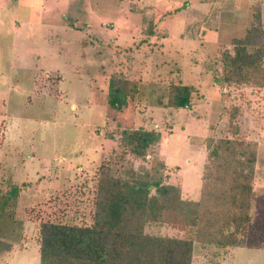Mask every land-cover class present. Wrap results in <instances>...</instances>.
Listing matches in <instances>:
<instances>
[{"label":"rangeland","instance_id":"obj_1","mask_svg":"<svg viewBox=\"0 0 264 264\" xmlns=\"http://www.w3.org/2000/svg\"><path fill=\"white\" fill-rule=\"evenodd\" d=\"M261 5L0 0V192L25 182L12 214L22 222L21 237L0 235L13 245L0 264H40L42 221L91 224L106 175L155 174L198 200L209 137L242 139L256 152L250 244L195 242L191 264H264V83L217 79L221 58L234 53L231 40L252 24V46L264 48ZM111 78L128 85L122 105L110 104ZM173 85L191 86L189 106L167 104ZM125 127L157 130L160 141L137 157L121 143ZM146 230L185 235L166 224Z\"/></svg>","mask_w":264,"mask_h":264},{"label":"trees","instance_id":"obj_2","mask_svg":"<svg viewBox=\"0 0 264 264\" xmlns=\"http://www.w3.org/2000/svg\"><path fill=\"white\" fill-rule=\"evenodd\" d=\"M250 27L243 37L231 40L234 53L226 51L225 58H221L223 66L217 78L221 84L248 79L264 83V70L259 74L257 69L264 48L252 46L257 25ZM109 86L111 106L122 105L121 95L129 91L127 83L111 78ZM190 90L189 85L171 86L167 104L189 106ZM236 131L233 126V133ZM160 136L157 130L125 127L121 143L137 157L144 158L148 149L160 141ZM206 157L198 200L183 198L178 185L167 184L151 173L102 177L91 224L40 222V264H191L195 242L223 248L245 246L249 243L256 152L242 139L209 137ZM24 183L0 192L1 236L10 233L13 239L21 237L22 222L12 214ZM165 224L185 231V235L154 234L146 230L152 225ZM12 247V242L0 239V253Z\"/></svg>","mask_w":264,"mask_h":264},{"label":"crops","instance_id":"obj_3","mask_svg":"<svg viewBox=\"0 0 264 264\" xmlns=\"http://www.w3.org/2000/svg\"><path fill=\"white\" fill-rule=\"evenodd\" d=\"M262 10H264V6H263V5H261V11H262Z\"/></svg>","mask_w":264,"mask_h":264}]
</instances>
